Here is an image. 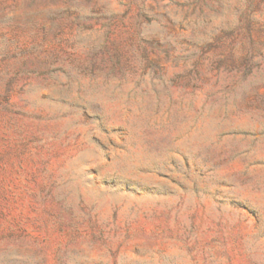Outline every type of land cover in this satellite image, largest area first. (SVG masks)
Here are the masks:
<instances>
[{"label": "rangeland", "instance_id": "obj_1", "mask_svg": "<svg viewBox=\"0 0 264 264\" xmlns=\"http://www.w3.org/2000/svg\"><path fill=\"white\" fill-rule=\"evenodd\" d=\"M0 264H264V0H0Z\"/></svg>", "mask_w": 264, "mask_h": 264}, {"label": "trees", "instance_id": "obj_2", "mask_svg": "<svg viewBox=\"0 0 264 264\" xmlns=\"http://www.w3.org/2000/svg\"><path fill=\"white\" fill-rule=\"evenodd\" d=\"M137 36L139 37L138 45L141 46V49L143 50V52H146V49H147L148 46L153 47V43L151 41H149L146 36H144V35L142 36L141 33H140V30L138 31ZM248 43L251 44V40H249ZM241 46H242V49H243L242 51L244 52L245 55H244L243 60L240 63H243V62H245V63L251 62V60L253 58V50H254V48H252L251 46L249 48H247L245 43H242ZM225 57H227V58H225L223 60H219V63L221 65H225V67H226L227 64L234 65V60H233L234 57L232 55V51H230L229 52V55H227ZM227 59H230V62H228L227 64H225L226 61H227ZM232 69H235V71H238L239 70L238 69V66H235V67L233 66L229 70L232 71ZM228 77H230V83L229 84L231 86L228 89L227 88L226 89L223 88L224 92H226V93H228L229 91H232L233 90L232 86H234V85L242 82L243 79H244V77L242 78L241 76H238L236 73L235 74H232V75H226L224 78L226 79ZM218 82H219V79H217L215 83H218ZM125 111L129 112V110H127V109H125ZM228 115H229L228 111L227 112L225 111V115L223 116V118L228 117ZM102 122H104V118L101 121V123Z\"/></svg>", "mask_w": 264, "mask_h": 264}]
</instances>
